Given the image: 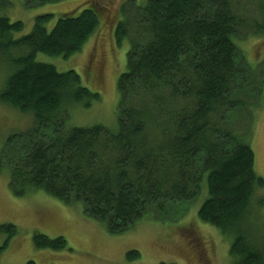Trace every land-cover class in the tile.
<instances>
[{
  "label": "trees",
  "instance_id": "trees-1",
  "mask_svg": "<svg viewBox=\"0 0 264 264\" xmlns=\"http://www.w3.org/2000/svg\"><path fill=\"white\" fill-rule=\"evenodd\" d=\"M91 1L78 15L60 16L51 30V15L36 17L30 33L17 41L8 37L22 23L0 17V37L6 39L0 61L13 64L0 102L32 114L35 122L1 150L11 194L21 198L39 190L64 204L79 202L87 218L119 235L148 215L196 202L205 186L197 217L231 239V263L264 264V235L257 240L252 233L253 218L264 207V180L254 171L250 128L229 125L235 111L249 107L240 97L249 76L237 43L247 32L242 0L124 2L114 30L116 47L129 40L117 82L116 130L69 128L66 109L89 107L99 96L75 72L59 73L35 60L37 54L67 58L82 49L97 28L98 13L108 11ZM6 3L0 0V6ZM249 33L264 38V21ZM10 48L26 52L10 58ZM0 233L7 234L5 248L16 228L2 225ZM33 244L50 250L66 245L62 238L36 234ZM126 258L134 261L139 254Z\"/></svg>",
  "mask_w": 264,
  "mask_h": 264
},
{
  "label": "rangeland",
  "instance_id": "rangeland-1",
  "mask_svg": "<svg viewBox=\"0 0 264 264\" xmlns=\"http://www.w3.org/2000/svg\"><path fill=\"white\" fill-rule=\"evenodd\" d=\"M90 1L62 0L31 6L26 5L27 0H8L0 6V17L22 23V30L8 37L17 41L30 33L36 17L51 15L46 23V28L51 30L60 16L78 15L88 8ZM92 1L108 11L103 17L98 13L97 28L82 49L67 58L37 54L35 60L53 66L59 73L75 72L83 87L98 94L99 100L89 107L80 104L66 109L69 128L101 125L116 130L117 82L126 69L129 40L124 39L122 45L116 47L114 30L122 20L121 9L128 0ZM134 1L136 5L145 2ZM240 7L248 33L244 32L237 43L244 56L242 63L249 71L244 82L246 90L240 97L249 107L235 111L229 118V125L235 129L250 128L248 143L254 154V171L264 180V38L249 33L255 23L264 21V0H242ZM5 41L0 37V44ZM25 52L10 48L8 55L16 58ZM8 60L0 61V91L13 72V64L7 63ZM34 127L32 114H22L0 102V154L8 138L25 134ZM9 179L8 169L0 165V226L16 228V235L5 248L8 237L0 233V264H26L28 261L35 264H232L228 252L231 239L197 217L206 195L205 186L204 194L196 202L172 206L168 213L156 214L153 218L148 215L123 234L113 235L102 223L87 218L79 202L64 204L39 190L29 191L21 198L14 197L9 190ZM253 221L256 224L252 233L255 239H262L264 207ZM34 234L50 240L62 238L66 245L61 250L36 249ZM128 252L138 253L139 258L129 262Z\"/></svg>",
  "mask_w": 264,
  "mask_h": 264
}]
</instances>
